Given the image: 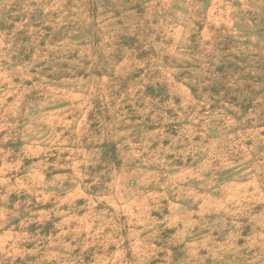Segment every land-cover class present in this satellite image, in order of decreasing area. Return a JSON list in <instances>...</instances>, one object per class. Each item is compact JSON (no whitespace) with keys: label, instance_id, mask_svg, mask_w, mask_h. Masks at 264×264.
Segmentation results:
<instances>
[{"label":"rangeland","instance_id":"rangeland-1","mask_svg":"<svg viewBox=\"0 0 264 264\" xmlns=\"http://www.w3.org/2000/svg\"><path fill=\"white\" fill-rule=\"evenodd\" d=\"M0 264H264V0H0Z\"/></svg>","mask_w":264,"mask_h":264}]
</instances>
